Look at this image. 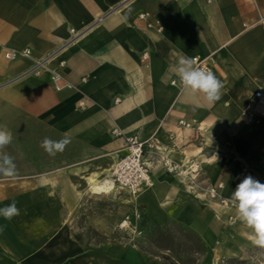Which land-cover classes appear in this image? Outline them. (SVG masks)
Returning <instances> with one entry per match:
<instances>
[{
    "label": "crops",
    "instance_id": "crops-1",
    "mask_svg": "<svg viewBox=\"0 0 264 264\" xmlns=\"http://www.w3.org/2000/svg\"><path fill=\"white\" fill-rule=\"evenodd\" d=\"M142 13L162 31L147 28ZM260 18L264 0H0V125L13 134L5 152L16 164L13 177L0 175V208L15 202L20 210L11 221L0 218V264H167L135 244L72 238L74 217L104 231L88 180L110 174L124 154L114 129L140 140L156 136L173 164L201 162L202 181L191 190L146 155L154 187L130 196L129 210L157 228L175 223L211 247L229 212L204 199L201 188L222 183L230 199L245 178L242 166L264 182V98L253 97L264 88ZM24 49L34 58L57 53L75 89L56 92L47 74L22 75L29 59L3 57ZM182 56L211 59L224 85L214 104L170 85ZM246 109L260 123H246ZM180 119L206 125L217 141L201 150L193 133L177 127ZM38 137L69 142L39 162L29 159Z\"/></svg>",
    "mask_w": 264,
    "mask_h": 264
},
{
    "label": "rangeland",
    "instance_id": "rangeland-1",
    "mask_svg": "<svg viewBox=\"0 0 264 264\" xmlns=\"http://www.w3.org/2000/svg\"><path fill=\"white\" fill-rule=\"evenodd\" d=\"M44 138L33 139L35 151L30 156L33 158L29 159L39 162L47 160L48 152L40 146ZM202 172L198 183L202 181ZM250 173L253 174L252 171ZM108 174L109 172L106 174L107 177L110 176ZM130 196L128 192L116 188L113 192L99 194L97 204L103 216L98 219L104 224V231H96L95 222L89 217H74L71 221L72 238L83 243L135 244L142 251L162 259L167 264H264V248H259L248 240L246 230L236 219L234 209L226 210L216 205L229 213L226 219L219 221L223 233L211 247H207L195 234L179 225L170 223L164 228H157L146 221L140 212H138L140 214L138 228L142 231L140 236L120 230L118 224L126 215L133 212L129 210ZM229 216L232 220H228Z\"/></svg>",
    "mask_w": 264,
    "mask_h": 264
},
{
    "label": "built area",
    "instance_id": "built-area-1",
    "mask_svg": "<svg viewBox=\"0 0 264 264\" xmlns=\"http://www.w3.org/2000/svg\"><path fill=\"white\" fill-rule=\"evenodd\" d=\"M148 17L149 14L147 13H142L138 16L140 20L146 22L147 28H153L156 32L160 33L162 28L157 24V22L156 24L148 22ZM262 21H264V18H260V22ZM70 33L73 38L79 35V33L75 32L73 29ZM57 56V53L53 52L43 58H34L28 49L21 51L10 50L3 54L4 59L9 61L18 58L30 60L31 65L22 74L23 76L38 77L42 74H47L50 85L54 91L61 92L64 90L75 89L72 84L68 83L64 79L61 73V70L64 68L66 62L58 59ZM192 58L195 60L197 67H201L214 73L213 64L209 57L194 56ZM142 59H146L145 54L142 56ZM54 62H56V66H53ZM81 82H86V78H83ZM170 85L179 90L177 79L171 80ZM253 97L260 102V100L264 98V92L257 90ZM116 102H118V100H116ZM84 107L83 103L79 104L80 109H83ZM241 116L246 123L250 124L259 122L258 113L252 109L244 110L241 113ZM177 127L182 131L193 133V138L201 150L209 149L210 145L217 141V136L213 134L206 125L201 124L197 120L180 119L177 122ZM112 135L115 137L123 136L125 140L124 154L114 163L112 169L110 170V179L117 190L126 191L133 196L144 189L154 187V182L151 176V166L146 160V155L151 158H158L157 162H160L168 172L173 173L177 177L184 180L186 185L191 190H194V188L199 185L198 178L202 172L200 166L201 162H188L184 166L173 164L167 158L162 156L159 149V140L156 136H151L147 140H140L136 134L124 136V134L118 129H114L112 131ZM229 151L231 152V150ZM241 172L244 176H246L250 170L248 167L243 166L241 168ZM223 189L224 185L222 183L208 185L201 188V194L203 198L208 200L210 203L226 210H233L234 208L231 200L225 197ZM139 219L140 214L135 210L121 220L118 224V228L120 230L128 231L133 235L140 236L142 231L138 228ZM228 220H232V217L229 216Z\"/></svg>",
    "mask_w": 264,
    "mask_h": 264
},
{
    "label": "clouds",
    "instance_id": "clouds-1",
    "mask_svg": "<svg viewBox=\"0 0 264 264\" xmlns=\"http://www.w3.org/2000/svg\"><path fill=\"white\" fill-rule=\"evenodd\" d=\"M177 78L179 90L189 96H202L208 104H214L221 97L223 83L212 71L196 66L193 58L182 56L178 58L171 68ZM11 130L0 125V175L13 177L16 173L14 159L5 152L7 146L12 144ZM68 140L54 141L45 137L41 147L50 155L56 151H63ZM235 216L241 226L246 230L248 240L259 248H264V183L246 176L232 192L230 197ZM15 202L0 208V218L11 221L19 215Z\"/></svg>",
    "mask_w": 264,
    "mask_h": 264
},
{
    "label": "bare ground",
    "instance_id": "bare-ground-1",
    "mask_svg": "<svg viewBox=\"0 0 264 264\" xmlns=\"http://www.w3.org/2000/svg\"><path fill=\"white\" fill-rule=\"evenodd\" d=\"M261 91H264V88H261ZM258 123H260V121ZM258 123H250V124H258ZM250 171H252L253 174L249 172L246 176L251 175L253 178L259 180L258 175L251 168ZM109 177L110 176L107 177L106 175V177L104 176L102 178H98V177L90 178L88 180L90 191L95 195L109 193L111 191L113 192V190H115V185L112 183V180ZM133 196H136V194Z\"/></svg>",
    "mask_w": 264,
    "mask_h": 264
}]
</instances>
